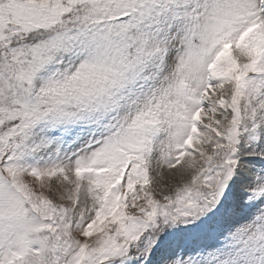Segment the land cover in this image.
Here are the masks:
<instances>
[{
    "label": "snow or ice",
    "instance_id": "1",
    "mask_svg": "<svg viewBox=\"0 0 264 264\" xmlns=\"http://www.w3.org/2000/svg\"><path fill=\"white\" fill-rule=\"evenodd\" d=\"M0 264H264V0H0Z\"/></svg>",
    "mask_w": 264,
    "mask_h": 264
}]
</instances>
